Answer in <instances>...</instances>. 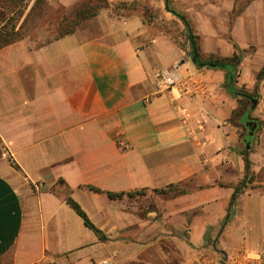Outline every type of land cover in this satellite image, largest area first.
Segmentation results:
<instances>
[{
    "label": "crops",
    "instance_id": "crops-1",
    "mask_svg": "<svg viewBox=\"0 0 264 264\" xmlns=\"http://www.w3.org/2000/svg\"><path fill=\"white\" fill-rule=\"evenodd\" d=\"M96 2L106 7L71 33L0 45V264H199L202 251L204 264H264L263 101L231 93L258 83L246 58L231 84L195 64L165 0ZM171 6L203 60L264 53V0ZM245 153L250 180L231 207Z\"/></svg>",
    "mask_w": 264,
    "mask_h": 264
},
{
    "label": "rangeland",
    "instance_id": "rangeland-1",
    "mask_svg": "<svg viewBox=\"0 0 264 264\" xmlns=\"http://www.w3.org/2000/svg\"><path fill=\"white\" fill-rule=\"evenodd\" d=\"M91 1H93V4L97 3L96 0ZM46 2L47 0H0V25L2 24V26H0V31L7 36L8 40H15L25 35L33 36L40 31L48 33L47 39L59 37L76 27V8L87 1L81 2L71 9L58 5L48 6ZM100 3L106 7L105 2ZM121 6L125 7V5ZM245 6H247V4H244L238 11L241 12ZM184 40L185 43H188V34L186 30ZM197 41H199L200 44L201 41ZM237 55L241 57V61H244L246 58V65L249 68L246 82L251 84L252 81L258 80L256 86L250 88L251 91L243 86L240 88V92L248 94L250 97L259 100V102L262 100L261 112L264 113V97L260 93V84H264V53H257L256 48L251 47L248 53L240 51ZM236 72L241 73L242 71L237 69ZM236 72L235 76L237 75ZM248 103L251 105L250 99ZM242 108L243 106L240 110ZM251 111L252 110L248 111L246 118L249 119ZM60 191L66 193V187L61 185Z\"/></svg>",
    "mask_w": 264,
    "mask_h": 264
},
{
    "label": "trees",
    "instance_id": "trees-1",
    "mask_svg": "<svg viewBox=\"0 0 264 264\" xmlns=\"http://www.w3.org/2000/svg\"><path fill=\"white\" fill-rule=\"evenodd\" d=\"M165 6H166V9L168 12H170L173 15H175L176 17H178L184 23L187 34H188V40H189L190 45H191L192 56H193L195 64L198 67H207V68H211V69H220V70L227 71V78L229 80V83L233 84V80L235 79V68L239 65V63L241 61L240 60L241 57L238 55H235L234 57H232L230 59L203 60L200 56L197 36L193 33L187 19L182 14L178 13L177 11H175V9H173V7L171 6V0H165ZM103 7L104 6L101 3L93 4L90 1V2H85L80 7L76 8L75 14L77 17V22H76L75 26H78L81 22L96 16L99 13L100 9H102ZM73 30L74 29L66 32L65 34L71 33V32H73ZM11 41H13V40L9 41L7 39V36L5 34H3L2 31H0V45L9 43ZM231 93L233 95L245 96L248 99L250 97L248 94H245V93H242L239 91H232L231 90ZM245 101H246V103L248 102L247 99H245ZM250 108H252V103L250 105ZM243 126H244L246 132H248L251 135H255L256 133H258L261 130L262 122L259 121L258 119L250 118L249 121L247 122V124H245ZM245 161H246V169H247L246 178L240 183V185H238L236 187L235 192H234L233 197H232L231 207L234 206L239 194L243 191V188L245 186H247V182L250 180V168L251 167H250V160L248 158L247 153H245ZM90 188L94 191H98V189L95 187H90ZM132 194H134V193H132ZM123 195H124L123 193H109V196L111 198H119V197H122ZM67 202L81 217H83L87 227H89L90 229L94 230L97 233L100 232V230L95 227V225L89 219L88 215L82 210L80 205L75 200H73L71 197H67ZM231 214H232V209L230 208L228 215L226 216L225 221L223 223V226L231 218Z\"/></svg>",
    "mask_w": 264,
    "mask_h": 264
},
{
    "label": "built area",
    "instance_id": "built-area-1",
    "mask_svg": "<svg viewBox=\"0 0 264 264\" xmlns=\"http://www.w3.org/2000/svg\"><path fill=\"white\" fill-rule=\"evenodd\" d=\"M159 82L161 83V85L163 87H170V86H174L175 85V78L173 75L170 74H165V75H161L159 76ZM188 233H190V231H188ZM200 260H199V264H204V259L207 258V254L205 252H201L200 253ZM262 260L264 259L263 257L261 258Z\"/></svg>",
    "mask_w": 264,
    "mask_h": 264
},
{
    "label": "water",
    "instance_id": "water-1",
    "mask_svg": "<svg viewBox=\"0 0 264 264\" xmlns=\"http://www.w3.org/2000/svg\"><path fill=\"white\" fill-rule=\"evenodd\" d=\"M251 103H252V109H256L257 105H258V100L253 98V97H249Z\"/></svg>",
    "mask_w": 264,
    "mask_h": 264
}]
</instances>
